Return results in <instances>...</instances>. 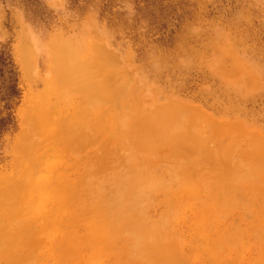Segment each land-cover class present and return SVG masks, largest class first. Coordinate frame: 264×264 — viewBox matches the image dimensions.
<instances>
[{
    "label": "rangeland",
    "instance_id": "374dc122",
    "mask_svg": "<svg viewBox=\"0 0 264 264\" xmlns=\"http://www.w3.org/2000/svg\"><path fill=\"white\" fill-rule=\"evenodd\" d=\"M2 52L0 264H264V0H0Z\"/></svg>",
    "mask_w": 264,
    "mask_h": 264
},
{
    "label": "trees",
    "instance_id": "16d2710c",
    "mask_svg": "<svg viewBox=\"0 0 264 264\" xmlns=\"http://www.w3.org/2000/svg\"><path fill=\"white\" fill-rule=\"evenodd\" d=\"M23 90L18 69L8 53H0V142L16 129Z\"/></svg>",
    "mask_w": 264,
    "mask_h": 264
},
{
    "label": "bare ground",
    "instance_id": "6f19581e",
    "mask_svg": "<svg viewBox=\"0 0 264 264\" xmlns=\"http://www.w3.org/2000/svg\"><path fill=\"white\" fill-rule=\"evenodd\" d=\"M75 59H76V61H78V58L75 57Z\"/></svg>",
    "mask_w": 264,
    "mask_h": 264
}]
</instances>
